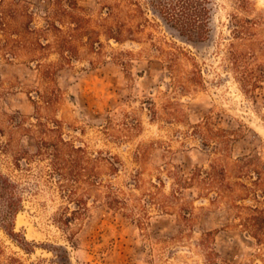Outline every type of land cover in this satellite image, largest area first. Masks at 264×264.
Here are the masks:
<instances>
[{
    "label": "rangeland",
    "instance_id": "374dc122",
    "mask_svg": "<svg viewBox=\"0 0 264 264\" xmlns=\"http://www.w3.org/2000/svg\"><path fill=\"white\" fill-rule=\"evenodd\" d=\"M26 1L42 14L52 0ZM111 1L77 0L93 17ZM247 1L249 12L239 8V0H214L212 33L205 40L181 37L150 11L157 22L148 30L153 40L111 42L96 65L85 57L58 70L55 86L62 98L54 116L62 122L65 138L86 145L90 153L120 158L118 174L103 164L97 181H111L115 189H121L129 208L110 209L103 195L92 194L86 201L87 211L65 226L61 219L70 215L66 208L77 211V206L67 199L68 192L59 191L57 177L49 178L46 169H36L44 182L31 181L35 192L26 197L16 221V232L27 244L0 231L5 256H15L24 264H264V241L258 242L240 225L237 212L227 202L213 201L215 195H204L202 187L183 189L181 203L193 212L190 224L182 222L178 208L164 212L135 202L147 191H155L153 184L160 181V191L171 195L176 176L190 178L197 168L207 169L217 160L213 148L224 137L207 146L196 134L205 125L214 132L226 131L231 139L223 157L225 165L245 157L261 160L262 180L255 189L264 195V82L254 95L247 94L228 59L233 15L261 18L264 23V0ZM152 43L186 53L175 75ZM125 52L133 53L128 67L112 58ZM196 70L202 77L188 84V89L175 84V78L186 81ZM46 87L36 65L23 59H0V129L13 133L16 148L36 150V135L22 133L10 121L23 120L28 125L36 121L30 96ZM139 153L142 160L136 158ZM251 181L244 180L248 185Z\"/></svg>",
    "mask_w": 264,
    "mask_h": 264
},
{
    "label": "trees",
    "instance_id": "16d2710c",
    "mask_svg": "<svg viewBox=\"0 0 264 264\" xmlns=\"http://www.w3.org/2000/svg\"><path fill=\"white\" fill-rule=\"evenodd\" d=\"M239 2V8L249 12L248 1ZM213 4L214 0H113L104 3L98 16L93 17L77 0H52L42 14L26 0H0V59L8 62L23 59L36 65L47 83L46 90H37L35 97L30 96L37 114L36 121L30 125L23 120L10 121L12 127L22 133L36 135L34 152L16 148L13 133L7 134L0 129V231L18 243L24 244L25 240L27 244L26 239L16 232V221L25 209L26 197L35 192L31 181L38 185L44 182L42 174H35L36 169H46L49 178L57 177L59 191L62 194L68 192L67 199L77 206V211L66 208L70 215L61 219L65 226H70L71 219L77 220L87 211L86 201L92 194L103 195L110 209L128 210V199L121 197L125 196L121 189H115L111 181H97L100 165L106 164L113 174H118L122 165L120 158L103 152L90 153L86 145H76L65 138L63 124L54 116L62 98L55 86L56 73L85 57H91V64L96 65L104 59L106 46L111 42L123 45L153 40L154 35L148 30L155 28L157 22L149 16L150 11L158 14L181 37L205 40L212 33ZM231 22L233 42L228 54L229 63L244 91L254 95L264 82V62L261 61L264 55V40L261 39L264 23L261 18L239 14L233 15ZM152 45L165 56L168 69L175 75L180 58L187 57L186 53L181 48L166 50L155 43ZM132 56V52H125L114 54L112 58L128 67ZM52 57L56 60L52 61ZM201 77L196 70L186 81L175 78V84L186 90L188 84ZM44 111L47 113L45 116ZM196 134L207 146H211L217 137H224V141L213 148L217 160L207 169L197 168L190 178L176 176L171 195L160 191L162 181L160 185L153 184L155 191H147L143 198L136 199V205L141 207L148 203L164 212L178 208L182 222L190 224L193 212L181 203V196L183 189L199 186L203 188L204 195H215L213 201L227 202L237 212L240 225L258 242H263L264 209L260 204L264 195L255 189L262 180L261 160L245 157L229 167L223 162L231 142L227 132H214L205 125L199 126ZM136 158L142 160L141 153ZM255 174L256 179L252 177ZM244 180H252L251 185ZM246 201L255 205H246ZM127 214L134 217L132 213ZM145 216L148 217V213ZM0 264L24 263L15 256H5L0 247Z\"/></svg>",
    "mask_w": 264,
    "mask_h": 264
}]
</instances>
